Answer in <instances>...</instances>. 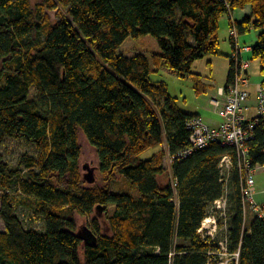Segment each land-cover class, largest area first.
I'll return each mask as SVG.
<instances>
[{
  "label": "trees",
  "instance_id": "1",
  "mask_svg": "<svg viewBox=\"0 0 264 264\" xmlns=\"http://www.w3.org/2000/svg\"><path fill=\"white\" fill-rule=\"evenodd\" d=\"M247 7L236 27L259 30L249 59L260 60L264 83V0H0V146L10 138L37 151L14 166L0 159V264H219L220 240L199 230L224 195L225 246L238 254L231 261L264 264V217L246 225L236 149L212 142L168 171L164 157L189 144L195 115L151 78L167 68L206 92L193 65L219 54L221 19ZM144 35L156 38L159 52H121L127 38ZM232 78L231 60L227 84ZM81 132L96 149L102 182L83 177ZM226 154L228 182L220 168ZM248 156L254 168L264 165V121ZM119 180L126 187L117 190ZM12 188L44 232L25 226ZM75 213L88 218L95 242L80 236Z\"/></svg>",
  "mask_w": 264,
  "mask_h": 264
},
{
  "label": "rangeland",
  "instance_id": "2",
  "mask_svg": "<svg viewBox=\"0 0 264 264\" xmlns=\"http://www.w3.org/2000/svg\"><path fill=\"white\" fill-rule=\"evenodd\" d=\"M36 0H34L35 2ZM248 9V8H247ZM249 11V9H248ZM228 19V16H226ZM228 21V20H227ZM259 30L251 27V29L245 33L239 34L240 43L245 45H254L258 38ZM231 29L230 24L225 22V20L221 21L220 29H219V54L217 55H208L202 59H198L195 61L193 65L192 71L195 73L202 74L204 76V82L209 86L206 92L198 93L194 87V79L192 76L180 77L176 73L172 72L167 68H163L158 73H152L151 78L155 81L160 80L166 82L168 85V91L170 95L174 98L176 104L184 111L194 113L199 112L204 121L207 123L213 122L218 123L221 121V117L218 114L216 108L211 103V99L213 97L218 96V89L226 84L227 73L230 65V60L234 47L231 42ZM121 52L127 55H134L138 52L150 53V52H159L160 47L156 40V38L152 35H144L138 38L129 37L120 48ZM250 53L246 54L245 57L249 58ZM211 62V64L209 63ZM251 67L249 68L250 79H260L261 74V62L259 59H250ZM254 110L248 112V115H251ZM252 112V113H251ZM79 143L81 145V158H80V166L82 173L85 172L83 166L85 164H89L90 166L97 167L98 155L96 149L88 142L85 135L81 132L79 134ZM165 146V145H164ZM162 146H156L148 149L144 153L140 155L141 159L150 158L155 152L160 150ZM24 153H29L31 155H36L37 151L34 146L26 145L24 142L20 140H13L10 138H6L3 145L0 146V159L6 160L11 166H14L20 160V157ZM169 154L167 152L164 157V167L169 171ZM256 172L254 173V177L256 180L261 181L264 180V165H258ZM99 177V182H102V178L98 170H96V178ZM171 179V175L167 173V177L165 180ZM117 190L123 189L126 186L124 185L123 180H119L114 186ZM128 191V190H127ZM11 195L15 200L16 212L23 220L25 226L28 229L34 230H45V225L43 228V220L42 218H38L34 215V209L27 203L25 197L16 191L15 188L10 190ZM255 202L262 205V199H264V194L254 195ZM251 208L247 206L246 209V225L248 226V222L251 220ZM253 211V210H252ZM209 216L214 215L217 219V228L216 230H212V228L203 227L201 230L202 235H210L215 239H219L222 245V252L219 253L221 258V262L228 264L232 259L238 260V254L236 256L231 257L225 246L226 239V230H227V215L224 210L216 211L214 205L209 208ZM208 216V217H209ZM75 218L77 221V225L79 227L84 226L88 218L86 216H81L78 213H75ZM5 225L0 216V230H4Z\"/></svg>",
  "mask_w": 264,
  "mask_h": 264
},
{
  "label": "built area",
  "instance_id": "3",
  "mask_svg": "<svg viewBox=\"0 0 264 264\" xmlns=\"http://www.w3.org/2000/svg\"><path fill=\"white\" fill-rule=\"evenodd\" d=\"M230 29L234 42V50L231 55L233 78L228 84L218 89V96L211 99V103L220 115L221 121L217 126H212L199 115L191 117L187 121V127L191 130L189 144L179 151L177 155H169V164L171 166L176 159L188 157L198 149L204 148L212 142H220L224 145L233 146L240 160V169L245 173V185L242 190L244 206L246 208L247 206L250 207L257 215L264 217V206L256 203L254 199L256 191L255 168L252 166L248 156L250 142L255 137V127L264 121V83L262 82L258 89L255 113L248 115L247 102L250 98V93L247 87L249 84L248 71L251 67V62L245 55L250 53L252 46L240 43L239 31L234 19H232ZM232 166V156L229 154L224 155L220 163L224 182H228ZM173 184L176 185L175 182ZM226 207V195L214 202L216 211H226ZM202 226L216 230V217L211 215L205 218ZM202 229L203 227L199 231L201 232Z\"/></svg>",
  "mask_w": 264,
  "mask_h": 264
},
{
  "label": "crops",
  "instance_id": "4",
  "mask_svg": "<svg viewBox=\"0 0 264 264\" xmlns=\"http://www.w3.org/2000/svg\"><path fill=\"white\" fill-rule=\"evenodd\" d=\"M247 8L234 10V11H232L231 15L228 16V19L226 18V16H224L221 19V21L225 20V22H227V24L228 23L229 24L231 23V18L234 19L235 21H242L244 19V17L246 15H248L249 12H250V9L248 8L249 9V11H248ZM221 21H220V25H221ZM232 46H233V44H232ZM230 57H231V55H230ZM230 67H231V60H230V65H229L227 77H228V74H229V71H230ZM248 76H249V84H248L247 89H248V91L250 93V98H249V100L247 102V104H248V110L247 111L250 112L251 110H254L255 111V109H256L255 103H256V100H257L259 86L263 82V75L258 80H256V79H250V75H249V71H248ZM226 84H227V79H226ZM209 86H212V84H210ZM188 113H190V112H188ZM254 113L255 112H253L251 115H253ZM191 114L199 115V116L201 115L199 112H194V113H191ZM219 123L220 122H218V123L215 124L213 122H210L209 124L212 125V126H217ZM256 170H257V168L255 167V172H256ZM255 193H257L258 196L264 194V180H261V181L256 180V191H255ZM261 201H262V205L264 206V199H262ZM251 214H252L251 220L248 222V224H250L251 221L256 216V213L254 211H252V210H251Z\"/></svg>",
  "mask_w": 264,
  "mask_h": 264
},
{
  "label": "water",
  "instance_id": "5",
  "mask_svg": "<svg viewBox=\"0 0 264 264\" xmlns=\"http://www.w3.org/2000/svg\"><path fill=\"white\" fill-rule=\"evenodd\" d=\"M83 168L85 170V172L83 173L84 179L86 180L87 183L93 184L96 181L97 167L90 166L89 164H85ZM79 234L86 242L96 241L92 231L86 226L81 227V229L79 230ZM228 264H233V262L230 261Z\"/></svg>",
  "mask_w": 264,
  "mask_h": 264
},
{
  "label": "bare ground",
  "instance_id": "6",
  "mask_svg": "<svg viewBox=\"0 0 264 264\" xmlns=\"http://www.w3.org/2000/svg\"><path fill=\"white\" fill-rule=\"evenodd\" d=\"M219 264H225L224 262H220Z\"/></svg>",
  "mask_w": 264,
  "mask_h": 264
}]
</instances>
